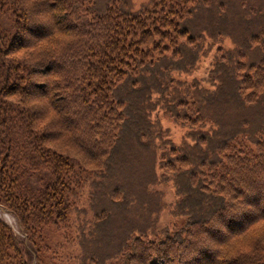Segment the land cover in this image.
I'll return each instance as SVG.
<instances>
[{
	"label": "trees",
	"instance_id": "obj_1",
	"mask_svg": "<svg viewBox=\"0 0 264 264\" xmlns=\"http://www.w3.org/2000/svg\"><path fill=\"white\" fill-rule=\"evenodd\" d=\"M0 206L35 264H264V0H0Z\"/></svg>",
	"mask_w": 264,
	"mask_h": 264
},
{
	"label": "rangeland",
	"instance_id": "obj_2",
	"mask_svg": "<svg viewBox=\"0 0 264 264\" xmlns=\"http://www.w3.org/2000/svg\"><path fill=\"white\" fill-rule=\"evenodd\" d=\"M133 3V7L135 10L139 9L141 6H143L148 0H131ZM167 125H169V123H167ZM171 129L173 130V127L170 125ZM177 140L179 139V135L177 134ZM164 194H165V198L166 201L168 203H170L172 201V189L170 187H160L159 188ZM163 219H162V223H166V224H170L171 223V219L168 218V216L166 214L163 215ZM0 220L5 223L7 226H9L11 228V230L14 232L15 236L22 241L28 250V253L30 255V262L31 264H35V257L32 251L31 246L29 245V243H27V241L25 240V236L22 232V229L18 223L17 218L9 211H7L6 209H4L3 207L0 206ZM68 250H73V249H68Z\"/></svg>",
	"mask_w": 264,
	"mask_h": 264
}]
</instances>
